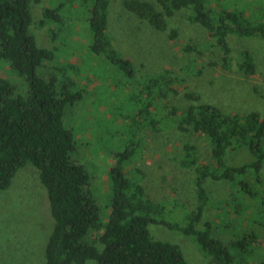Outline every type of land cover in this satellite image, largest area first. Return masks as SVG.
Instances as JSON below:
<instances>
[{
	"label": "rangeland",
	"instance_id": "1",
	"mask_svg": "<svg viewBox=\"0 0 264 264\" xmlns=\"http://www.w3.org/2000/svg\"><path fill=\"white\" fill-rule=\"evenodd\" d=\"M124 1L111 0L108 32L120 53L133 62V77L92 52L89 9L78 0H39L31 4L30 30L39 47L55 53L54 59L43 61L37 68L36 76L53 81L58 97L76 98L65 107L64 124L75 137L74 160L92 178L89 190L100 208L102 221H108L110 215L111 169L117 157L136 150L126 161L125 170L141 168L145 173L142 184L146 197L166 206L163 218L149 226L152 237L179 245L189 264H212L193 236L169 227L186 225L187 213L196 206L194 168H182L179 164L183 145H195L199 160L211 164L209 142L201 135L176 128L135 132L131 121L136 105L131 98L137 92L134 89L137 82L170 70L181 81L177 84L179 93L162 102L160 115L164 114V120L167 104L182 111L191 104L185 97L188 92L197 93L199 103L212 104L226 114L255 111L264 118V38L229 34L227 41L233 62L231 69L225 71L218 65L222 54L215 39L208 29L189 21V9L176 11L167 18L169 30L163 32L128 11ZM142 1L162 10L158 0ZM206 1L217 12L242 13L251 23L264 21V0ZM45 8L59 9L58 19L47 20ZM170 29L177 30L175 39H170ZM186 45L198 51L187 52ZM244 51L254 58L256 73L252 76H246L237 66L243 61L239 53ZM0 80L14 87L17 95L25 97L30 92L27 78L13 70L7 61L0 62ZM252 160L246 149L226 157L233 166ZM262 173L264 176V170ZM206 189L210 200L198 228L208 223L212 237L229 245L234 264H258L264 257V245L261 249L250 247L249 252L243 253L232 242L238 234L246 233L249 225L264 244V209L258 206L255 210L249 202V212L244 211L241 217L231 215L235 206H245L244 200L232 196L231 184L209 179ZM224 201L230 206L223 205ZM53 228L54 219L40 172L27 165L16 174L10 187L0 192V264H46L45 251ZM85 264L98 263L91 260Z\"/></svg>",
	"mask_w": 264,
	"mask_h": 264
},
{
	"label": "trees",
	"instance_id": "2",
	"mask_svg": "<svg viewBox=\"0 0 264 264\" xmlns=\"http://www.w3.org/2000/svg\"><path fill=\"white\" fill-rule=\"evenodd\" d=\"M38 1L0 0V62H9L30 83V92L24 97L0 80V192L8 189L16 174L27 165L40 172L54 219L45 251L46 264H85L91 260L98 264H189L179 245L156 240L150 233L149 226L163 218L166 206L146 197L142 184L145 173L141 168L125 170L126 161L136 150L117 157L111 169L110 215L108 221H102L100 208L89 190L92 178L74 160L75 137L64 124L65 107L76 98L58 97L53 81L36 76L43 61L55 58L54 51L38 46L30 30L31 4ZM78 1L89 9L92 52L133 77V62L120 53L108 32L111 0ZM158 2L162 10L142 0H125L124 7L163 32L169 30L167 18L176 11L189 9V21L208 29L215 39L222 54L218 65L225 71L231 69L233 62L232 48L227 41L229 34L264 38V21L251 23L242 13L217 12L207 6L206 0ZM58 11L45 8L44 16L47 20H57ZM176 36L177 30L170 29V39ZM195 48L186 45L184 50L198 51ZM239 57L243 61L237 64L238 69L246 76L254 75L252 54L244 51ZM179 81L170 70H164L137 82L134 88L137 92L131 98L136 105L131 128L138 133L144 129L161 132L176 128L207 139L211 164L199 160L195 145H183L179 164L182 168H194L196 206L187 213L186 225L169 227L193 236L212 264H234L229 245L212 237L211 226L206 223L204 228H198L210 200L206 183L209 179L229 182L232 196L244 200L245 206H235L231 215L241 217L244 211L249 212L250 204L255 210L258 206L264 209V118L255 111L226 114L212 104L199 103L200 96L188 92L185 97L191 104L184 111L167 104L164 120V114L160 115L162 102L179 93ZM243 149L252 154L253 160L239 166L229 165L227 155ZM227 203L224 201L223 205L230 206ZM247 228L246 233L238 234L232 242L243 253L249 252L250 247L261 249L264 245L258 232L249 225ZM258 264H264V257Z\"/></svg>",
	"mask_w": 264,
	"mask_h": 264
}]
</instances>
